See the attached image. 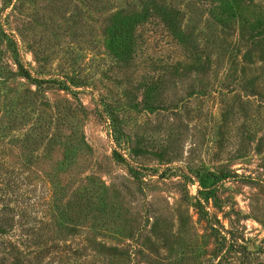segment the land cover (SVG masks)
<instances>
[{
    "label": "rangeland",
    "instance_id": "1",
    "mask_svg": "<svg viewBox=\"0 0 264 264\" xmlns=\"http://www.w3.org/2000/svg\"><path fill=\"white\" fill-rule=\"evenodd\" d=\"M0 264H264V0H0Z\"/></svg>",
    "mask_w": 264,
    "mask_h": 264
}]
</instances>
